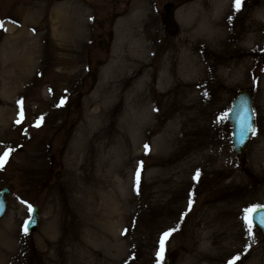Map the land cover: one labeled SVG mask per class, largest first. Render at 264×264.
Wrapping results in <instances>:
<instances>
[{"label":"rangeland","instance_id":"obj_1","mask_svg":"<svg viewBox=\"0 0 264 264\" xmlns=\"http://www.w3.org/2000/svg\"><path fill=\"white\" fill-rule=\"evenodd\" d=\"M84 1L87 4L82 0H0V21L4 22L0 28V85L9 84L8 82L28 84V90L18 99L21 103L17 101V112L9 118L11 127L0 129V140H8L5 147L0 148V155H3L7 148L12 149L0 167V190L14 186L7 196V210L0 219V264H90L92 259L99 261L95 264H102L107 260H112L110 264H158L160 237L166 231L161 230L159 233L157 225L150 224L154 217L159 219L157 209L161 200L156 197L155 190L161 177L169 174V171L165 170L167 163L164 159L179 149L182 155L188 153L186 148L181 147V142L170 146L169 133L163 131L167 130L173 118L177 117L179 122V112H170L171 106H167L165 111L159 112L157 119L148 124L146 133L133 135L129 128V108L124 98L108 111L107 120L112 118V128L125 134L129 138L130 146L139 142L138 148H134L137 158L132 162V167L129 166L130 180L134 176L135 181L130 182L125 192L117 197L125 205V214L131 219L112 229L115 231L114 237L120 238V242H125V254L122 251L121 254L112 253L115 239L111 240V246L106 242H98L95 245L97 257H92V253L84 246V243L90 244V240L87 234L84 237L83 228L79 232L76 224L79 212H82L83 216L88 213V205L81 203V191L90 186L87 185L89 181L97 179L96 174L103 180L101 172H108L109 178L114 179L116 183L121 181L110 171L111 168L101 169L99 166L98 162L104 158L106 150L101 152L100 159H93L88 153L85 158L80 154L79 158L73 160L72 148L81 134V125L87 119L84 114L86 101L96 98L97 89L99 85H103L101 81L104 80L103 76L109 70V65L116 67L115 73L119 77L115 81H121L126 73L132 71L133 62L139 58L133 54L141 41L138 34L147 35L146 57H140L151 59L147 69L154 70L149 79V83H152L159 70L163 53L169 52L170 46L177 50L181 44L188 43L182 40L187 34L188 25L185 8L195 0ZM137 1L145 4V15L128 23L123 33L119 28L124 23L118 24L117 20L119 16L125 17L131 12ZM166 3H173L176 7V28L172 31L163 25V6ZM69 4L87 7L89 34L79 52L82 70L72 80L74 87L65 97H59L56 85L68 81V75L61 72L59 63L64 67L74 63L68 61L69 56L64 57L59 50L58 42L50 32V22L52 13L58 7ZM239 13L241 26L257 20L264 26V0H244ZM76 18L78 19V16ZM21 24L24 25L23 29L20 28ZM74 26L73 24V29ZM262 28L264 32V27ZM31 32L33 39L29 40ZM257 35L258 40L251 45L254 54L246 65L236 67L239 69L236 72H231L230 68L218 69L215 75L204 83L208 84L210 90L204 102L207 106L204 114L206 119L209 118V123H206L209 130L207 141L211 142V148L220 152L222 161H217L221 164L222 172H227V175L210 179L213 175L208 171L205 177L193 179L192 190L188 195V203L191 201L188 211L194 209V212L200 214L208 204L211 193L219 190L216 188L224 187L230 180L235 181L232 188H223L220 192H223L227 199L236 196L242 203L239 210V248L234 250L232 256L226 257L227 260L223 264H228L233 257H239L234 264H264V237L254 226L250 236L241 219L245 207H264V163L256 164V161L252 160L255 144L261 146L260 152H264V34L261 37V31L258 30ZM101 41L105 42L104 48L99 47ZM30 43L37 45L45 62L43 67L35 72L25 65L26 57L38 56L36 52L27 51L26 47ZM71 46L74 48V42ZM200 50L207 53L202 48ZM233 57L232 53H226L218 60L229 62L228 65H231ZM25 77L29 79L24 80ZM49 84L55 87L53 91L47 88ZM108 85L114 93L120 92V86L116 82ZM151 85L152 88H158V84ZM161 87L165 88L167 85L163 84ZM238 90L251 92L255 121V134L250 138L245 155L241 159L237 158L231 149V127L225 115ZM1 92L0 88V116L6 107L5 102H9L7 93L4 91V99ZM171 93L172 89L166 95ZM123 95L125 94L121 93L120 97ZM145 97L144 106L148 105V108L154 110L156 92L151 90L150 93L146 90ZM105 100H110V97ZM34 109L39 111L36 116L31 115ZM167 111L170 114H166ZM47 112H53L55 117L51 119L42 115ZM38 121L39 126H36ZM181 127L182 125L178 124L176 129L180 130ZM170 129L171 126L168 130ZM121 139V135L112 139L113 152L110 157L117 165L122 164L124 155L118 154L120 145L126 148ZM145 145H148L147 150ZM38 146L40 148H36ZM126 150V155L133 152L128 151L129 146ZM91 164H94L93 167H88ZM134 202L139 205L133 206ZM29 204L38 207L41 222L35 233L27 232L25 235L22 228L30 216ZM187 215L182 216L178 211V222L174 224L171 235L164 242L159 264H166L168 259L169 264H190L202 249H207L202 246L206 232L201 225L193 226L190 233L184 231V217ZM133 245L138 249L136 255L131 254Z\"/></svg>","mask_w":264,"mask_h":264},{"label":"bare ground","instance_id":"obj_2","mask_svg":"<svg viewBox=\"0 0 264 264\" xmlns=\"http://www.w3.org/2000/svg\"><path fill=\"white\" fill-rule=\"evenodd\" d=\"M133 7L131 8L132 11L127 13L125 17L119 16L120 18L117 20L118 24L122 22L125 24H121L119 28L123 33L128 23H132L145 15L146 6L143 2L137 1ZM185 12L188 17V25L187 34L182 40L188 41V43L181 44L177 50L170 46V51L163 53L159 70L152 83H149V79L153 76L154 70L148 71L147 69L151 59L140 57L141 55L146 57L145 38H148V36L138 34L141 41L134 49L133 54L139 56V58L133 62L132 71L126 73L121 81H115L119 76L115 73L116 67L110 64L109 70L103 76L104 80L101 81L103 85H99L97 89L96 98H89L86 101L84 114H86L87 119L81 125V134L78 135L73 144L72 159L76 160L80 154L85 158L88 153L91 154L93 159H100L101 152L106 150V155L98 162L99 166L101 169L111 168L110 171L117 176L118 181H121L116 183L114 179L109 178V173L104 171L105 173L101 172L103 180L96 174L97 179L95 181L90 179L91 181L87 183L90 186L81 191V203L88 205V213L83 216V213L79 212L76 224L79 227V232L83 228L84 237L87 234V238L90 240V244L84 243V246L92 253V257L98 255L95 248L98 242H106L111 246V240L113 239L115 241L112 244V253L114 255L121 254L122 251L125 254V242H120V238H115V231H112V229L131 219L125 214V205L117 197L123 191L125 192L130 182L134 183L135 181L134 176L130 180L129 166L132 167V162L137 158L134 148H138L139 142H137V145L130 146L128 143L129 138L112 128V118L110 121L107 120L108 111L110 112L123 98L129 108V128L132 130L133 135L146 133L148 124L157 119L159 112L165 111L167 106H171L170 112L173 110L179 112V122H177V117L173 118L168 124L167 130L164 129L163 131L169 133L168 144L170 146L173 143L181 142V147L186 148L185 150H188V153L182 155L181 149H179L173 155L164 159V162L167 163L165 170L169 171V174L161 177L155 190L156 197L161 200V205L159 204L157 209L159 219L154 217L150 221V224L157 225L159 233L161 230L163 232L173 229L174 224L178 222V211L182 216L188 214L191 207L188 203V195L192 190V180L197 170H199L198 178L205 177V173L207 174L208 171L213 175L210 179L227 175V172H222L221 164L217 161H222L220 152L211 148L209 145L211 142L207 141L209 130L206 128V123H209V118L206 119L204 114L205 109H207L204 102L210 90H208V84L204 83L210 77H213L218 69L230 68L231 72H236L239 71L236 67L246 65L254 54L251 45L255 40H258L257 31H261L262 37L264 34L262 27L264 26L258 20L241 26L239 23V20H241L240 13L233 11V0H195L185 8ZM76 16H78V19ZM87 16V7L81 4L58 7L52 13L50 32L53 39L58 42V48L62 51L63 56H69L67 60L74 63L66 67L59 63L61 72L68 75L66 76L68 81L56 85L58 86L57 94L59 97H65L70 93L74 87L72 80L82 70L79 52L89 34ZM229 16H231L230 21ZM71 22L75 25L76 30L72 28L73 24ZM20 28L23 29L24 25L21 24ZM127 29L130 28L127 27ZM31 36H33L32 32L28 37L29 40L33 39ZM73 42L74 48H71ZM26 48L30 53L32 51L33 53L36 52L38 56L26 57L27 63L25 65L29 66L34 72L38 71L45 63L42 54H40L37 45L35 46L34 43H30ZM200 48L207 53L201 51ZM226 53L234 55L231 65H228L229 62L218 60ZM77 67L78 69H76ZM27 79L29 77L24 78V80ZM133 79H136V81L134 82ZM114 82L120 86L119 93H114L111 86L108 85L114 84ZM8 83L0 85L1 97L5 99V91L9 99V102H5L6 107L2 110L0 116V129L2 130L11 127L9 118L17 112L19 97L28 90V84ZM151 84H158L159 89L152 88ZM163 84H166L167 87H161ZM47 86L52 91L55 89L51 84ZM171 89L172 95H166ZM146 90H149L150 93L152 90L157 94V99L154 101V110L148 108V105L144 106ZM121 93L125 95L120 97ZM106 97H110V100L106 101ZM38 113L39 111L34 109L31 115L36 116ZM166 114H170L169 111ZM42 115L51 119L55 117L53 112L42 113ZM178 124L182 125L180 130L176 129ZM170 126L171 129L168 130ZM173 127L175 129H172ZM118 135H121V140L126 148L129 146L128 151H133L131 154L129 152L126 155V148L124 149L120 145L118 154L122 153L124 155L121 161L122 164H118L119 166L115 162L113 163L110 157L111 152H113L112 139L118 137ZM7 143L8 140L3 139L0 142V148L5 147ZM36 148H40V146ZM260 148V145H254L255 152L252 160L256 161V164L264 163V152H260ZM93 165L91 164L88 167L92 168ZM234 183V180H230L224 187L219 186L216 188L219 190L211 193L207 200L208 204L205 205L200 214L194 212L193 209L184 217L186 226L183 229L186 233H190L193 226L200 225L206 232L205 240L202 243L204 245L202 246L207 247V249H202L190 261V264H223L229 256L233 255L234 250L239 248L237 246V242L240 240L239 210L242 203L236 196L227 199L224 193L220 192L223 188H232L235 185ZM114 185L118 188L115 189ZM138 205V202L133 203L135 207ZM132 220L134 221V218ZM131 254H138L136 245H133ZM111 261L107 260L102 264H110ZM89 263L95 264L99 261L96 262L95 259H92Z\"/></svg>","mask_w":264,"mask_h":264},{"label":"water","instance_id":"obj_3","mask_svg":"<svg viewBox=\"0 0 264 264\" xmlns=\"http://www.w3.org/2000/svg\"><path fill=\"white\" fill-rule=\"evenodd\" d=\"M166 11L168 12V16L165 18V22L168 27H171V18L170 13L172 7L170 5L166 6ZM100 47H104V44H100ZM227 118L232 126V139L231 146L233 151L236 153L238 157H242L244 155V150L246 143L252 134L246 128L243 127L244 121L247 119L248 122L253 124V111L251 104V95L245 90H239L236 92L235 97L233 98L229 112L227 114ZM8 190H2L0 192V217L4 214L6 208V194ZM38 210L36 207L32 209V216L28 221L27 229L30 232H34L39 225V216L37 214ZM264 215V209L259 208L252 214V222L259 228L262 235L264 236V224L260 223L261 216Z\"/></svg>","mask_w":264,"mask_h":264},{"label":"snow or ice","instance_id":"obj_4","mask_svg":"<svg viewBox=\"0 0 264 264\" xmlns=\"http://www.w3.org/2000/svg\"><path fill=\"white\" fill-rule=\"evenodd\" d=\"M243 2H244V0H233V11L234 12H239L241 10V8H242ZM228 19L230 21L231 20V16H229ZM3 23H4L3 21H0V28L3 27ZM205 95H206V93H205ZM18 103H21V102L18 101ZM61 103H63V101H61ZM221 119H223V117H221ZM17 123H19V121H17ZM36 126H39V121L37 122ZM243 127L246 128L248 131H250L253 135L255 134V129L252 127V125L248 122L247 119L244 121ZM145 149L146 150L148 149V145H145ZM11 151H12L11 148H7L3 152V155H0V167L3 166V163L6 161V159L9 156ZM198 176H199V170H197V172L194 175L193 179H197ZM136 182H137V184L139 183V169L136 170ZM22 203H23V201H22ZM190 204H191V201H190ZM258 207H260V206L259 205H252V206H249V207H245L243 209V215L241 216V219L243 220V222H244V224H245V226L247 228V231H248L250 236L252 234V228H253L252 214L256 211V209ZM28 210H29V213H31L32 206L30 204L28 205ZM260 223L264 224V215L261 216ZM27 224H28V221L26 220L24 222V226L22 228V231H23V233L25 235H27V232H28ZM171 231L172 230L164 232L161 235V237H160V249L157 252L158 264H159L160 259H162V253H163V250H164V242L167 239V237L171 235ZM236 259H239V257H233V259L230 260L228 262V264H234V261Z\"/></svg>","mask_w":264,"mask_h":264},{"label":"flooded vegetation","instance_id":"obj_5","mask_svg":"<svg viewBox=\"0 0 264 264\" xmlns=\"http://www.w3.org/2000/svg\"><path fill=\"white\" fill-rule=\"evenodd\" d=\"M176 28V27H175Z\"/></svg>","mask_w":264,"mask_h":264}]
</instances>
